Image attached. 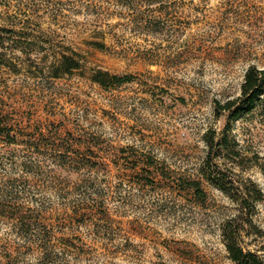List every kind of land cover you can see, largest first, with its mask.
Masks as SVG:
<instances>
[{"label":"rangeland","instance_id":"1","mask_svg":"<svg viewBox=\"0 0 264 264\" xmlns=\"http://www.w3.org/2000/svg\"><path fill=\"white\" fill-rule=\"evenodd\" d=\"M0 27V264H232L229 221L262 252L264 202L240 216L204 167L227 135L226 177L264 188V99L216 107L264 68V0H0ZM63 54L81 67L54 77Z\"/></svg>","mask_w":264,"mask_h":264},{"label":"trees","instance_id":"2","mask_svg":"<svg viewBox=\"0 0 264 264\" xmlns=\"http://www.w3.org/2000/svg\"><path fill=\"white\" fill-rule=\"evenodd\" d=\"M13 32H15V30L0 27V44L6 39V34ZM21 47L23 46L21 45ZM80 67L81 60L78 57L76 58L72 55L63 54L62 57L58 59V64L53 67L54 71L52 73L54 77H60L63 74L72 73L74 69ZM92 80L107 87L129 82L132 78L129 75L120 76L105 71H97L92 75ZM263 99L264 68L252 65L246 71L244 82L241 87V94L237 98L230 99L224 104H221L216 100V107L218 111L221 109L229 111L232 118L239 119L247 113H251ZM4 128L5 124L0 120V133ZM206 141L209 146L208 156L205 161V167H208V169H205L204 167L206 178L226 192L240 205V216L248 214L249 210L254 207L257 202H264V188L260 187L250 179L247 181L248 183L236 187L234 182L226 177L222 167L218 165L216 158L218 152H230L244 159L241 149L236 150L235 146L238 145V142L234 139L233 142L235 145L232 147L230 146L231 143L229 142L227 135L217 137L216 132H209L206 136ZM216 146L217 150H215ZM258 164L264 173V158L262 159V162H259ZM238 165L244 166L241 160L238 162ZM184 187L193 189L199 197L204 196V190L201 186V182L198 180H191L189 181V184ZM16 220L20 223L22 230H26L27 227V229H30L33 221H37L36 216H29L26 214L18 216ZM223 237L229 257L233 262L232 264H264V249H262V252L259 250L246 249L240 243V231L233 225L232 221H229L224 226Z\"/></svg>","mask_w":264,"mask_h":264}]
</instances>
